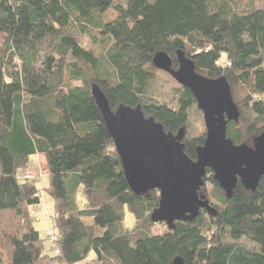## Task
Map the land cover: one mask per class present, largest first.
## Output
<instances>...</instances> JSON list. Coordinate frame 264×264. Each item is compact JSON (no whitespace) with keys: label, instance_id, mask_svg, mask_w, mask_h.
I'll return each mask as SVG.
<instances>
[{"label":"trees","instance_id":"1","mask_svg":"<svg viewBox=\"0 0 264 264\" xmlns=\"http://www.w3.org/2000/svg\"><path fill=\"white\" fill-rule=\"evenodd\" d=\"M92 30L105 43L100 56L87 46L86 37H98ZM0 34V264H172L178 257L264 264V178L255 191L239 182L228 198L208 170L200 194L209 199L207 182L214 186L215 214L202 211L154 235L160 193L132 192L92 92L98 85L113 110L141 106L167 133L184 129L185 152L196 160L206 133H187L197 105L191 91L179 87L172 105L149 95L160 71L155 55L168 53L177 69L181 51L198 73L228 79L241 112L228 137L252 146L264 133V8L242 11L234 0H0ZM37 154L46 156L55 202L54 254L30 210L41 204L38 180L24 179ZM126 210L133 230L124 225Z\"/></svg>","mask_w":264,"mask_h":264},{"label":"water","instance_id":"2","mask_svg":"<svg viewBox=\"0 0 264 264\" xmlns=\"http://www.w3.org/2000/svg\"><path fill=\"white\" fill-rule=\"evenodd\" d=\"M176 58L177 69L166 52L157 53L153 65L190 90L203 113L206 139L197 148L196 160L185 152L184 129L176 135L167 133L154 117L145 116L141 106L120 105L113 110L99 86H92L130 189L137 196L159 191V206L151 220L169 229L176 222L195 221L202 211L215 214L211 201L200 194L208 170L228 198L239 182L255 191L264 178V133L253 140L252 146L237 145L228 137L229 123H238L241 117L228 79H212L198 73L194 62L181 51ZM172 264L186 263L178 257Z\"/></svg>","mask_w":264,"mask_h":264},{"label":"rangeland","instance_id":"3","mask_svg":"<svg viewBox=\"0 0 264 264\" xmlns=\"http://www.w3.org/2000/svg\"><path fill=\"white\" fill-rule=\"evenodd\" d=\"M121 0H117L120 2ZM238 3L239 8L243 11L250 7V4H254L256 7L264 8V0H234ZM113 16L109 12L103 18L104 21H109ZM71 30L76 32L78 26L72 25ZM93 33L98 35V37H86L87 46L92 48L97 56L103 52L104 44L103 38L98 34L97 30H92ZM5 46V37L0 34V57L3 54V48ZM181 87L180 84L168 73L163 71H158L156 73V80L150 87L149 95L158 102L171 104L177 99V89ZM189 136H197L206 133V127L204 122L203 113L198 109L197 105L191 111L190 123L187 130ZM47 168V160L44 154H39L31 158L29 164V170L34 176L40 177L37 182V186L41 190V204L37 210L36 216H34V226L36 231L39 232L41 239L44 241L45 247L54 254L55 248L49 240V233L51 231H56V218H55V202L48 194L47 190L50 187V178L45 173ZM27 171V172H28ZM207 190L209 195V200L214 206H219L216 200L212 197V192L214 191V186L207 182ZM124 225L127 229L133 230L136 226L135 217L128 211H125V222ZM154 235H162L164 232L168 231V227L165 224H157L153 229Z\"/></svg>","mask_w":264,"mask_h":264},{"label":"built area","instance_id":"4","mask_svg":"<svg viewBox=\"0 0 264 264\" xmlns=\"http://www.w3.org/2000/svg\"><path fill=\"white\" fill-rule=\"evenodd\" d=\"M39 178L40 177L34 176L33 173H31L30 171L26 172V174L24 175V179L25 180H29V181H32V180H40ZM39 206H33V207L30 208L31 214L33 216H36L37 210H38ZM49 239H50V241L52 243H55V244H58L60 242L59 236L54 231H51L49 233ZM56 252L58 253V251H56Z\"/></svg>","mask_w":264,"mask_h":264},{"label":"crops","instance_id":"5","mask_svg":"<svg viewBox=\"0 0 264 264\" xmlns=\"http://www.w3.org/2000/svg\"><path fill=\"white\" fill-rule=\"evenodd\" d=\"M37 155H39V154H37ZM37 155H35V156H37ZM46 170H47V168H46ZM46 172V171H45ZM23 176V175H22Z\"/></svg>","mask_w":264,"mask_h":264}]
</instances>
